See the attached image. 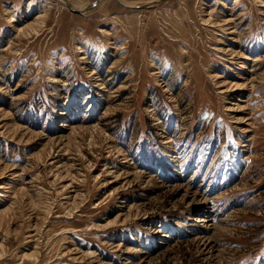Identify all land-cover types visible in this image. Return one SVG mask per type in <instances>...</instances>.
<instances>
[{
  "label": "rangeland",
  "instance_id": "obj_1",
  "mask_svg": "<svg viewBox=\"0 0 264 264\" xmlns=\"http://www.w3.org/2000/svg\"><path fill=\"white\" fill-rule=\"evenodd\" d=\"M95 1L0 0V264H264V0Z\"/></svg>",
  "mask_w": 264,
  "mask_h": 264
},
{
  "label": "water",
  "instance_id": "obj_2",
  "mask_svg": "<svg viewBox=\"0 0 264 264\" xmlns=\"http://www.w3.org/2000/svg\"><path fill=\"white\" fill-rule=\"evenodd\" d=\"M99 1H101V0H97V1H95V2H93L92 4H90V6L89 7H92V6H94V5H96ZM73 11H77V10H73ZM79 12V11H78Z\"/></svg>",
  "mask_w": 264,
  "mask_h": 264
},
{
  "label": "bare ground",
  "instance_id": "obj_3",
  "mask_svg": "<svg viewBox=\"0 0 264 264\" xmlns=\"http://www.w3.org/2000/svg\"><path fill=\"white\" fill-rule=\"evenodd\" d=\"M29 28H30L31 31H35V29H36L37 27H35V26L32 25V26H30ZM29 28H28V29H29ZM197 220H198V219H197Z\"/></svg>",
  "mask_w": 264,
  "mask_h": 264
}]
</instances>
